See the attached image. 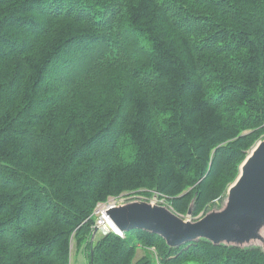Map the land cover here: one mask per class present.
<instances>
[{
    "label": "trees",
    "instance_id": "trees-1",
    "mask_svg": "<svg viewBox=\"0 0 264 264\" xmlns=\"http://www.w3.org/2000/svg\"><path fill=\"white\" fill-rule=\"evenodd\" d=\"M261 139L264 0H0V264H70L75 244L88 264H264L142 229L91 240L122 194L205 214Z\"/></svg>",
    "mask_w": 264,
    "mask_h": 264
},
{
    "label": "water",
    "instance_id": "water-1",
    "mask_svg": "<svg viewBox=\"0 0 264 264\" xmlns=\"http://www.w3.org/2000/svg\"><path fill=\"white\" fill-rule=\"evenodd\" d=\"M192 204L187 216L191 214ZM105 214L122 232L142 229L158 234L170 246L205 238L213 244L238 247L261 242L264 249V139L247 153L226 191L223 205L197 220L180 216L152 201L131 200L110 205ZM97 227L91 240H94Z\"/></svg>",
    "mask_w": 264,
    "mask_h": 264
},
{
    "label": "rangeland",
    "instance_id": "rangeland-1",
    "mask_svg": "<svg viewBox=\"0 0 264 264\" xmlns=\"http://www.w3.org/2000/svg\"><path fill=\"white\" fill-rule=\"evenodd\" d=\"M152 195L153 194L146 195V194H139V193H133L132 192L130 194H127L126 196L129 197V199L131 198V200H143V199L145 200V198H147V199L152 198ZM161 198H162V203H159V204H162V205H165V206L168 207V204L166 202V197L161 196ZM145 201H147V200H145ZM148 201H151V200H148ZM159 201H161V199ZM223 203H224V200L222 202L221 201H217L214 204H211L210 207H209V209H208V211L218 210L223 205ZM105 206L107 207V202L105 203ZM97 208L102 209L103 208V205L100 204V206L97 207ZM99 209H95L94 210V219H97L98 217L101 216V212H100ZM178 215L184 216V217L188 218L189 220L194 221V220H197L198 218H200L202 215H204V213L200 214L197 217H193L191 214L187 216V213L186 214H178ZM97 235L98 236L100 235L99 231H97ZM76 246H77L76 244L73 245L72 246V249H71V262H72V264H75L76 263V255H75V251L77 249ZM249 246H260L261 248H263L261 242H256V243L253 242V243L249 244ZM79 252H80V250H79ZM143 253H144V250L141 249V248H138L137 249V252H136V257L138 258ZM151 264H157V261L154 259V257L153 258L151 257Z\"/></svg>",
    "mask_w": 264,
    "mask_h": 264
},
{
    "label": "built area",
    "instance_id": "built-area-1",
    "mask_svg": "<svg viewBox=\"0 0 264 264\" xmlns=\"http://www.w3.org/2000/svg\"><path fill=\"white\" fill-rule=\"evenodd\" d=\"M130 194V193H128ZM127 194H122L118 197H112L110 198L109 200H107V207L105 206V203H100L103 205V208L102 209H99V208H96V209H99L100 212H101V216L98 217L97 219H95V223L93 225V227H97L99 232L104 235V234H107L108 232H113L117 235H120V236H123V233L120 231L119 228H117L113 223L112 221L109 219V217L105 214V210L106 208H108L110 205H117V204H121V203H125V202H128V201H131V198L129 199V197L126 196ZM161 199V201H159ZM144 200V199H143ZM145 200H151L152 202H157V203H162V198L160 196V194H158L157 192L153 193L152 195V198L150 199H147L145 198ZM100 204H98L97 207L100 206ZM105 214V215H104ZM105 221H107V223L109 224V226H105Z\"/></svg>",
    "mask_w": 264,
    "mask_h": 264
},
{
    "label": "crops",
    "instance_id": "crops-1",
    "mask_svg": "<svg viewBox=\"0 0 264 264\" xmlns=\"http://www.w3.org/2000/svg\"><path fill=\"white\" fill-rule=\"evenodd\" d=\"M98 235L96 234L95 235V238L97 237ZM77 249L75 251V255H76V263L75 264H88V259L86 258V254H85V250H84V246H76ZM72 249V247H71ZM80 250V252H79ZM70 264H72L71 262V254H70Z\"/></svg>",
    "mask_w": 264,
    "mask_h": 264
},
{
    "label": "bare ground",
    "instance_id": "bare-ground-1",
    "mask_svg": "<svg viewBox=\"0 0 264 264\" xmlns=\"http://www.w3.org/2000/svg\"><path fill=\"white\" fill-rule=\"evenodd\" d=\"M105 215V214H104ZM106 227L109 226V224L107 223V221H105V224H104Z\"/></svg>",
    "mask_w": 264,
    "mask_h": 264
}]
</instances>
